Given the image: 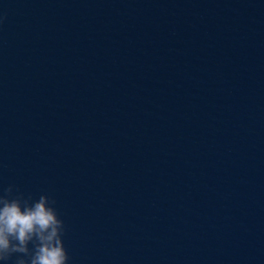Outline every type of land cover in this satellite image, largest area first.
Instances as JSON below:
<instances>
[{
    "label": "clouds",
    "instance_id": "clouds-1",
    "mask_svg": "<svg viewBox=\"0 0 264 264\" xmlns=\"http://www.w3.org/2000/svg\"><path fill=\"white\" fill-rule=\"evenodd\" d=\"M55 205L47 193L34 198L11 186L0 192V261L18 254L15 264H68L64 221Z\"/></svg>",
    "mask_w": 264,
    "mask_h": 264
},
{
    "label": "water",
    "instance_id": "water-1",
    "mask_svg": "<svg viewBox=\"0 0 264 264\" xmlns=\"http://www.w3.org/2000/svg\"><path fill=\"white\" fill-rule=\"evenodd\" d=\"M22 0H0V63Z\"/></svg>",
    "mask_w": 264,
    "mask_h": 264
}]
</instances>
